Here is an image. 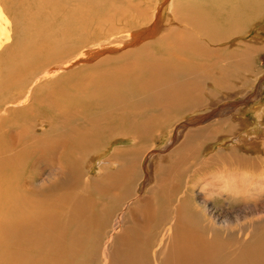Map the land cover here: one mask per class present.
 <instances>
[{"label":"bare ground","instance_id":"6f19581e","mask_svg":"<svg viewBox=\"0 0 264 264\" xmlns=\"http://www.w3.org/2000/svg\"><path fill=\"white\" fill-rule=\"evenodd\" d=\"M263 4L264 0L169 4L167 0H0L14 30H22L14 40L17 51L0 55V264H69L84 253L93 254L97 264H264V207L245 205L223 221L209 208L208 192H216L232 209L236 197L245 193L244 183L215 174L214 181L205 180V190L200 185L196 195L201 196V205H197L189 177L206 167V160H199L202 134L210 138L215 124L221 128L237 117L231 123L238 129L236 135L246 130L242 138L246 143L254 139L248 146L261 155L248 162L247 155H236L233 143L242 138L234 136L209 144L207 155L227 149L233 152L228 156L232 161L239 157L241 168L261 167L257 174H264V108L255 110L252 125L245 115L222 106L239 94L236 88L245 87L240 92L245 96L249 87L254 90L249 72L242 70L245 63L236 62L238 57L248 59L249 47L240 55L216 49L235 38L244 40L241 32L231 31L259 17ZM165 13L171 21L162 28ZM2 21L0 15L1 48L9 38L7 24L1 29ZM88 27L97 31L88 33ZM105 27L113 30L104 41V34L97 32ZM77 38L81 41L74 43ZM88 38L92 40L87 42ZM142 41L147 44L133 48ZM127 57L133 58L112 74L70 77L47 89L38 87L75 66L89 64L82 69L85 74ZM238 71H243L240 86H232ZM204 82L209 90H204ZM203 91L209 98H203ZM255 93L261 95L262 89L257 87ZM141 98L149 101L137 105ZM177 113L180 116L174 119ZM173 119L174 130L159 134L157 140L163 142L154 145L171 151L147 153L150 175L145 193H133L144 160L140 143L150 137L146 132ZM68 123L75 126L69 128ZM108 131L119 143L139 144L116 155L115 150L97 153L86 168L88 174L93 167L102 185H91L89 175L90 187L81 192L84 169L78 157H85ZM116 161L125 165L109 172ZM46 163L49 171L44 174L41 166ZM181 167L189 171L184 185ZM62 184L68 190L55 196ZM116 187L119 194L105 198L107 189ZM257 213L263 215L251 219Z\"/></svg>","mask_w":264,"mask_h":264},{"label":"rangeland","instance_id":"374dc122","mask_svg":"<svg viewBox=\"0 0 264 264\" xmlns=\"http://www.w3.org/2000/svg\"><path fill=\"white\" fill-rule=\"evenodd\" d=\"M170 1L171 0H167L168 4L170 3ZM0 7H1V5H0ZM4 9H5V6L0 8V12H1L0 15H1L2 19L4 20V21H2L4 23L1 22L2 23L1 29L5 27L4 24H7L6 25L7 28L5 30V33H6V35H9V38L7 39V41L4 42L5 45L2 48L0 47V55H1V52H3V51H5V53L7 51L10 53V55H13L12 52L17 51V49H15V47H14V45L16 43L15 41H17L18 38H20L22 36V32H21L22 30L21 29H18L20 31L14 30L15 23L12 20V18L10 17V15H8V11L6 9L5 10ZM262 11L263 12L259 17L253 19L252 21L248 22L247 24L245 23L242 26H239L240 29L237 31L235 30L236 32L231 31L233 33V35L241 32L242 33L241 35L244 36V40H239V39L236 40V38H235L234 42H231V43L229 42V44L223 46L222 48L216 47V49H218V50L223 49V48L225 50L226 49L233 50V51L235 50L237 52V55L242 54L244 52V50H246V48L249 47L247 50V52H249L248 59L245 58L244 60H242L240 57H238L236 59V62H244L245 63V66L242 65V66H244L242 70L249 72L248 77H249V80H250L252 86L253 87L255 86L254 90L251 91V89L249 87L248 88L249 95L245 96L246 93H243L240 95V92H243L245 87L241 88V89L236 88L239 91V94L238 95L236 94L234 99H230L228 95H222L224 97L229 98L228 101H226L227 103L223 104L222 106H224V105L229 106L232 108L231 111L235 110V112H240L242 115H245V119L248 120V122L251 124L254 121V114L256 112L255 110L258 109V107L264 108V4H263ZM166 20L171 21V17H170V19H169V17L167 18V15L165 13V15L163 17V21H162V25H163L162 28H164V23ZM5 21H7V22H5ZM244 25H245V27H244ZM94 28L95 27H90V28L88 27L86 30L88 33L97 31V29L96 28L94 29ZM242 28H243V30H242ZM99 29H98L97 33L102 32L104 34V35H102V36H104L103 37L104 41L107 40L108 36L110 34L109 30H111L112 28H109V29L107 27L101 28L100 29L101 31ZM133 33H135V32H133ZM86 38L87 37L85 36V39ZM103 38L101 40H98V42L102 41ZM90 39L91 38H88L87 42H89ZM78 41H81V38H77V39L73 40L74 43H77ZM94 42H96V41H94ZM92 43H93V41H92ZM145 43L147 44V41H142L141 43H139L140 44V45H138L139 47L135 45L133 48H136V49L140 48V46L145 45ZM239 43H241V45ZM258 47H260L259 50H257ZM120 53H122V52H120ZM116 55L120 56L119 53ZM116 55L115 56H108V57H112V58L114 57L115 58V57H117ZM223 55H226V54H223ZM132 58L127 57V59L123 60L122 63H121V61L120 62L110 61V63L105 64V66H103V68H100L98 70L93 71V69H88L87 72H85V74H84V72H82V69H83V67H85L87 69V66L89 64H83L80 66L78 65V66H75L73 68L67 69L65 71H61L59 74H57L53 77L45 79L44 81H42L38 85V87L40 89H47V88H50V85H52L58 81H61V82L65 81V80L69 79L70 77H77V79H89V78H94V77H100L104 74H112L113 72L117 71V69H119L123 64L126 66L127 65L126 63H128L129 60H131ZM97 60L92 62V63H98ZM65 61L66 60H64V62ZM242 66H241V68H242ZM83 71H85V70H83ZM242 76H243V71H238L234 77V80L232 81L233 84L231 83V85L236 86V87L240 86L239 82L242 79ZM188 81H191V82L194 81V77L189 78ZM208 87H210V85L206 84L204 82V84H203L204 90L205 89L209 90ZM257 87H259V89H262V94L259 96H257V94H256L257 92L255 94H253ZM223 93L224 92H222V94ZM202 95H203L204 99L209 98L208 93L205 94L204 91H203ZM145 101H149V100H147L146 98L145 99L141 98V99H137L135 101V103L137 105L143 106ZM258 102L260 104H258ZM220 113L223 114L222 112H220ZM230 113L231 112L228 111V113L226 115H228ZM178 116H180L179 113L175 114L173 117H174V119H176ZM182 116L183 115H181V117ZM144 117L145 116H143V118H142L143 121H144ZM174 119H173V121H171L169 124H167L163 128L158 127L156 129L154 128V129L150 130L149 132H146V133H148L146 136L149 135L150 137L145 139L144 141L142 140V142L140 144H143V145H139V147H141V151H142L141 159L143 158L144 160L140 161L141 162L140 164H142L140 167L141 171L138 170L137 173H138V175H140V174L141 175L137 178V182L135 183L134 188H133V193H136L137 195H140L141 193L142 194L145 193V190H146L145 185L148 184L147 178L150 175V171L148 172V169H147L149 162L145 164L147 153H151L152 151H154L155 154H153V155H158V154H165V153H168L169 151H171V150H169L167 152L163 149L158 150V148H156L158 146L155 147L154 145H158L161 141V140H157L159 138L158 137L159 134H161L162 136L170 135L169 132L174 130V128H173ZM226 119H228V117ZM235 119H238V117L233 118V119H228V121H229V123L230 122L234 123ZM229 125L225 124L223 127L220 128V127H218L219 125L216 126V124H215L212 127L213 134L210 138H207L206 134H204V133L202 134V136L200 138L201 140L199 141L200 142L199 145L201 146V152H200L199 160H201V161L206 160V167H204V170H202V171H196L194 174L190 173V175H189V177H191V179L194 180V181L192 180V183H193L192 186H193L194 194L191 193V195L195 198L194 203L197 205H201V204H198L201 200V196L196 195V193L199 192L200 185H203V189L205 190L207 187L205 185L206 184L205 180L211 179L214 181V179H212V177L215 174L220 175L221 178L226 179V180H227V178L225 176H229L231 179H236L237 181L239 180V182L242 181L244 183V186L242 189L245 191V193L243 194V196L240 193V196L236 197L235 205L232 207V209L230 206L228 207L222 201L223 199H221V197L218 195V193H216V192L215 193H209L208 192V196L210 198L209 208L212 210V212L216 216L219 217L220 221H223L225 218L229 217L228 216L229 214H232V215L236 214L237 213L236 211L245 205L264 207V174L263 175L257 174V173H259L257 170H260L261 167H259L257 169L256 168L253 169L251 166H248V168H241L238 165L240 162L239 157H238V160L236 159V160L232 161L233 157L228 158V156H233V152H229V151H227V149L224 150V152L227 151V153H224L222 151L223 153L218 154L220 152V151H218L217 153H215L214 155H212L210 157L207 155L208 151H206V150L208 149V145L213 143L214 141L221 139L225 136H234V138H238V137L242 138V134H246L245 133L246 130H242V132H240L239 134L236 135V131L238 130L237 127L234 124H231L230 126ZM74 126H75V124L71 123V124H69L68 127L72 128ZM110 131L105 132V133H107L106 134L107 136L101 137L99 139V143L97 142L96 145H94L92 147V149L88 151V153L85 157H83V154L81 157H78V160H77L78 164L80 165V167H83V169H84V172L82 175L84 177L83 183L81 185L80 184L78 185V190L81 192H85L90 187L86 184V180L88 179L87 176H89V175L92 177V183H95V184L91 183V185H97L98 183L100 185H102L100 181H97V179L102 180V178H97V176H96L97 172H95L94 170L92 171L93 167L88 172V174H87V168H86L87 165L90 162H92L94 156L97 153H102L104 151H107L106 155H108L109 153L111 154V152L115 150V155H116L117 152H120V151L126 150V149L128 150V149L133 148L139 144L137 142L135 144H132V142L131 143L130 142L129 143H122V142L119 143V142H117V140H114L117 138L116 134H112V133H110ZM179 131H181V130H179ZM249 137L251 138V136H249ZM253 140L254 139L251 138V141L249 143H253ZM162 142L163 141H161V143ZM217 143H219V142H217ZM245 143H246V141L243 138L239 139V140L236 139L234 141L233 147H235V149H236L235 151L238 152V153H236V155L237 154L238 155L239 154L240 155L241 154L247 155V157H248L246 159L247 162L249 161L250 158L254 159L257 157L258 154L261 155L260 153L257 152V150L252 149V146H248L249 143H246V144ZM163 145H164V147L167 146L168 142H165ZM79 147H80V143H78V148ZM215 147H216V149L218 148V146H215ZM217 150H215V151H217ZM209 153L212 154V152H209ZM254 160H256V159H254ZM121 162L122 161H120V162L116 161L115 164H112L113 166L111 165V167L108 169V171L110 172V170H111L113 172H116L122 166V164L125 165V162L124 163H121ZM259 162H260V160H259ZM48 166H49L48 163H46L45 165L42 164L41 167L44 168V174L48 173V171H49ZM209 166L214 168V169H211ZM217 168L221 172L215 171ZM182 170H183L182 167L179 168L178 172H180V174L178 172L177 173L182 178L183 185H184V182L186 181V176H188L189 171H185V170L182 171ZM254 171H257V172L255 173ZM181 174H183V175H181ZM223 175H225V176H223ZM90 176H89V178H90ZM113 182H108V185L113 184ZM198 183H199V186H197ZM138 184H140V187H137ZM59 186H61V188H60L59 192H57L55 194V196L62 194V191H64V190H68L67 188L64 187V184L59 185ZM62 187H64V188H62ZM218 190H221V189H218ZM236 191H239V190L236 189ZM119 192H120L119 187H116L114 189H107L105 198L110 197V195H111V197H115L119 194ZM204 193H205V191H204ZM205 195H207V194L205 193ZM94 198H95V196H94ZM105 198H104V200H105ZM206 198H207V196H206ZM260 210L261 209H258V211H260ZM262 215H263V213H257V215H253L251 217V219L258 220ZM249 218L250 217H247V219H249ZM243 221H241V222H243ZM30 255L31 254H28V256H30ZM3 263L8 264L5 261H3ZM97 263H99V260L96 257L94 258L93 254H85L84 253V254H76L75 257L71 259L69 264H97Z\"/></svg>","mask_w":264,"mask_h":264}]
</instances>
